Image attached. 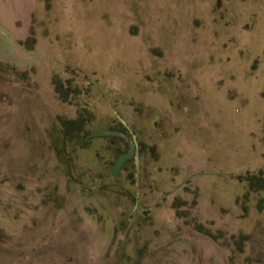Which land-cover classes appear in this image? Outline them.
I'll return each instance as SVG.
<instances>
[{
    "label": "rangeland",
    "instance_id": "374dc122",
    "mask_svg": "<svg viewBox=\"0 0 264 264\" xmlns=\"http://www.w3.org/2000/svg\"><path fill=\"white\" fill-rule=\"evenodd\" d=\"M0 264H264V0H0Z\"/></svg>",
    "mask_w": 264,
    "mask_h": 264
},
{
    "label": "water",
    "instance_id": "95a60500",
    "mask_svg": "<svg viewBox=\"0 0 264 264\" xmlns=\"http://www.w3.org/2000/svg\"><path fill=\"white\" fill-rule=\"evenodd\" d=\"M104 135H115L125 138L128 141L129 149L120 153L115 160V162L110 166V173L112 176H117L120 172L123 164L132 156L135 155L136 152V143L135 141L128 136L126 132L116 130V129H102L97 131H92L87 134L83 139L82 142L95 136H104Z\"/></svg>",
    "mask_w": 264,
    "mask_h": 264
},
{
    "label": "trees",
    "instance_id": "16d2710c",
    "mask_svg": "<svg viewBox=\"0 0 264 264\" xmlns=\"http://www.w3.org/2000/svg\"><path fill=\"white\" fill-rule=\"evenodd\" d=\"M66 123L67 124L69 123L71 126H73V127H71V129H73L74 127H76L78 125H81V122H80V119L79 118H77V119H70V120L64 121V123H63L64 124V127H66ZM65 129H66V132L70 131L67 128H65ZM249 180H252V179H249Z\"/></svg>",
    "mask_w": 264,
    "mask_h": 264
}]
</instances>
